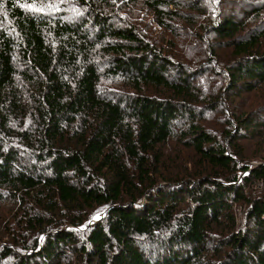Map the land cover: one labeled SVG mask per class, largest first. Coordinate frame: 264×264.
Masks as SVG:
<instances>
[{"label": "trees", "instance_id": "trees-1", "mask_svg": "<svg viewBox=\"0 0 264 264\" xmlns=\"http://www.w3.org/2000/svg\"><path fill=\"white\" fill-rule=\"evenodd\" d=\"M138 1L0 0V218L6 202L18 205L11 241L2 246L0 238V264H67L72 254L80 264H264V194H246L254 178H264V164H247L240 145L232 149L194 120L202 112L196 78L212 61L194 68L164 53L118 13ZM143 1L150 28L158 22L172 34L183 7L213 5ZM210 24L232 48L227 83L244 90L264 83V30L244 34V21L231 16ZM105 79L133 91L106 89ZM250 115L228 122L220 136L262 134L264 117ZM175 134L210 170L161 172ZM236 201L248 205L251 219L237 229ZM181 204L187 209L178 211ZM104 208L103 219L77 228ZM7 226L0 219V229ZM211 231L222 234L217 250H225L218 263H203Z\"/></svg>", "mask_w": 264, "mask_h": 264}, {"label": "rangeland", "instance_id": "rangeland-1", "mask_svg": "<svg viewBox=\"0 0 264 264\" xmlns=\"http://www.w3.org/2000/svg\"><path fill=\"white\" fill-rule=\"evenodd\" d=\"M202 1V0H201ZM208 1V0H207ZM197 2V1H196ZM263 0H213V5L209 7L207 2L200 3L197 9H191L189 7H183V10L179 11L180 17H176L177 29L174 34L165 29L157 22L152 28L151 18L152 14L147 9L143 0H140L133 4H128L120 14L125 16V20L137 24L142 30L141 33L150 40H156L158 48L164 50L168 56H172L175 60L181 61L182 63H190L194 68L199 67V63L211 60L213 68L205 73L201 72L199 77L196 78V91L201 101H208V105L197 103L201 105L200 109L196 106V110L202 112L197 117L194 116V120L197 121L202 128L207 132H213L217 134L222 140V143L233 145L236 147L240 145V151L245 155L244 160H249L247 164L251 166H257L261 163L264 164V131H260L262 134L257 136L246 135L242 139L232 140L231 138L221 137L224 134L223 130L227 124L237 123V117L239 115H254L258 119L264 117V83L256 85L255 89L244 90L243 88H236L227 83V73H224L225 65L229 64L232 60V48H227L224 41L217 39L216 34L211 31L210 24L212 21L223 19L225 16H231L235 19L244 21V27L242 33H246L252 30L261 29L264 30V10L258 9V5L262 4ZM208 8V9H207ZM190 9V10H189ZM252 10H257L251 13ZM208 16L211 17L212 21L209 23ZM193 19V22L188 20ZM191 25L192 29H184L185 26ZM207 25L209 27H207ZM211 31V32H210ZM264 44V40H263ZM213 47V50L211 48ZM212 54L210 55V52ZM213 58V59H212ZM202 62V63H203ZM189 65V64H188ZM196 66V67H195ZM208 65L206 64V67ZM224 68V69H222ZM201 69V68H200ZM199 71V69H198ZM106 89L111 84V88L116 90L125 89L127 92L133 91L129 89L123 80H116L112 82L110 79H105ZM148 94L160 95L161 90L153 88H143ZM200 91V93H199ZM212 97L216 98V104L214 108L210 109L209 102L212 101ZM181 111L178 120H182ZM250 115V116H251ZM185 125H176V132H180L182 129H188L189 123ZM229 122V123H228ZM264 130V129H263ZM248 134V133H244ZM237 144H234V142ZM231 145L232 149L234 148ZM237 148V147H236ZM235 149V148H234ZM238 150V149H237ZM165 151V163L161 169L162 173H165L167 177H190L192 173H196L200 170L202 172L210 170L205 167L204 160L193 150L191 147H187L181 139V135H174L169 143L164 147ZM245 164V163H244ZM242 164V165H244ZM246 165V164H245ZM203 167V169H201ZM174 179V178H173ZM228 181V180H227ZM165 182H170L165 180ZM254 185L247 186L246 194L252 195V198L256 195L262 196L264 194V178H254ZM14 205H13V204ZM188 205L181 204L178 206V211L186 210ZM18 209L13 201H8L3 205V214L1 220L7 221L9 226L7 229L3 227L0 229V238L2 239V246L7 245L11 241L12 230L11 219L15 215ZM236 218L237 226L236 229L251 224L250 215L248 214V205L243 201H236L232 207ZM107 209L96 213L91 219L87 220L83 225L77 227L78 229H86L87 225H92L103 219L106 215ZM104 221V220H103ZM16 223V220H14ZM105 223H108L105 220ZM226 223V221H225ZM228 224L222 225L225 228ZM15 227V225L13 226ZM20 240V244L26 238L23 235L17 237ZM222 234L220 232H210L207 241V248L203 251V263L206 260L211 259L218 263L220 260L219 254L224 251V248L217 250L220 244ZM84 238L77 240V246L83 244ZM10 247L12 246L9 244ZM4 249V247H0ZM21 246L16 245L15 251H20ZM3 250H0L2 255ZM219 258V259H218ZM2 259V258H0ZM6 263H10L8 258L5 259ZM13 264H16V260ZM67 264H80L79 255L72 254Z\"/></svg>", "mask_w": 264, "mask_h": 264}]
</instances>
